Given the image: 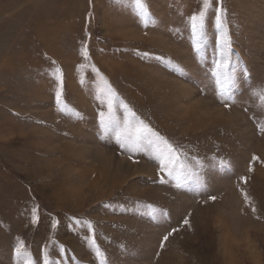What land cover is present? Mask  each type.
Wrapping results in <instances>:
<instances>
[{"label": "rangeland", "instance_id": "374dc122", "mask_svg": "<svg viewBox=\"0 0 264 264\" xmlns=\"http://www.w3.org/2000/svg\"><path fill=\"white\" fill-rule=\"evenodd\" d=\"M219 2L229 107L215 7L193 45L201 0H142L148 23L135 0H0V264H264V0ZM130 112L200 180L161 183Z\"/></svg>", "mask_w": 264, "mask_h": 264}, {"label": "snow or ice", "instance_id": "6c2138e0", "mask_svg": "<svg viewBox=\"0 0 264 264\" xmlns=\"http://www.w3.org/2000/svg\"><path fill=\"white\" fill-rule=\"evenodd\" d=\"M135 4L138 9H140V14L145 17V23L150 22V17L145 11V4L142 3V0H135ZM201 5L202 6L200 10L192 14L189 18L193 45L197 48V50L200 49L202 41L206 38L205 20L207 12L210 8L215 7V28L219 32L218 40L221 51L219 58H217L213 62L215 64V71L213 75L215 77V83L217 86V95L218 97L223 98L221 99V102L224 104V106L229 107V104L226 102L227 100L231 99V97L227 94V86L231 83V73L228 71L230 63L228 53L230 52L232 47V40L229 35V27L225 21V11L219 0H201ZM81 55L85 59L88 58V50L86 46L81 49ZM81 67H83V65H81ZM176 70L180 69L177 68ZM56 71L59 74L61 70L57 68ZM56 79L58 81V88L55 92V104L59 112L66 113L67 105L62 101L63 78L61 75H57ZM100 91L101 93H103L105 90L101 88ZM108 107L110 119L108 121H105L104 114L101 113V124L105 127H109L111 125L119 127V123L115 120L114 117L111 116L112 107L110 102ZM130 115L132 116L133 121L129 122L128 120H125L124 122L126 143L133 151H143L145 148L152 149V151L155 153V158L159 163V172L164 174L160 178L161 183L166 182L165 176H167V178L170 180L176 181L177 186H180L187 181L200 180L199 169L202 168L203 165L200 164L199 161H196L197 170L195 171L191 168H189L187 171L178 170L176 164L179 160V156L177 155V151L174 146L165 137L154 131L148 124L144 123L142 120H137L135 118V113L130 112ZM261 131H264V128H262ZM255 159H257V157L254 156L253 160ZM193 160H195L194 157ZM185 167L186 166L183 163L180 164L181 169H184ZM211 199L215 200V197L213 196L211 197ZM245 199L247 200V195H245ZM156 211L157 209H152V212ZM253 211H255V209H253ZM35 212L36 209H33V223L36 222ZM184 223L188 224V221L185 220ZM53 227H55V225H53ZM167 239L168 237L165 236L164 240L166 241ZM22 247L23 242H21L20 246L15 249V255L17 256V258L22 255ZM96 255L98 258L102 255L99 249L96 250ZM26 264H29V262L26 261ZM44 264H50L47 254H45L44 257ZM104 264H106V261L104 262Z\"/></svg>", "mask_w": 264, "mask_h": 264}]
</instances>
